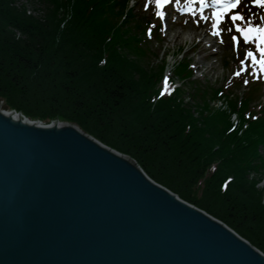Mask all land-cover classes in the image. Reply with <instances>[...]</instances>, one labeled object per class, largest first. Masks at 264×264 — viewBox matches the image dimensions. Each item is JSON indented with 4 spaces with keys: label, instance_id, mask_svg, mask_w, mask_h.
I'll return each instance as SVG.
<instances>
[{
    "label": "trees",
    "instance_id": "1",
    "mask_svg": "<svg viewBox=\"0 0 264 264\" xmlns=\"http://www.w3.org/2000/svg\"><path fill=\"white\" fill-rule=\"evenodd\" d=\"M111 1L75 0L82 11L75 6L70 17L55 1L39 20L14 9L12 0H0V98L32 118L76 123L134 158L151 178L215 215L264 253V189L256 186L261 177L251 175L257 166L264 168L259 152L264 147V118L251 121L243 114L245 103L240 108L229 102V117L237 112L248 122L239 135L226 113L215 112L210 124L204 120L208 113L193 118L188 107L179 105L180 92L151 105L147 86L159 73H145L140 61L131 58L142 60L145 54L136 48L137 41L131 46L129 40H136L129 34L132 29L122 28L125 21L121 28H114L115 22L101 26L99 14H94L104 5L114 15L116 3ZM108 27L116 32L114 40L105 39ZM197 96L207 103L205 92ZM198 105L209 112L200 101ZM186 124L192 132L181 140ZM216 157L221 159L219 171L206 181L203 193L193 194V186L199 189L192 182L196 172L202 174ZM228 173L229 184L221 191Z\"/></svg>",
    "mask_w": 264,
    "mask_h": 264
},
{
    "label": "water",
    "instance_id": "2",
    "mask_svg": "<svg viewBox=\"0 0 264 264\" xmlns=\"http://www.w3.org/2000/svg\"><path fill=\"white\" fill-rule=\"evenodd\" d=\"M20 117L0 108V264H264L124 155Z\"/></svg>",
    "mask_w": 264,
    "mask_h": 264
},
{
    "label": "rangeland",
    "instance_id": "3",
    "mask_svg": "<svg viewBox=\"0 0 264 264\" xmlns=\"http://www.w3.org/2000/svg\"><path fill=\"white\" fill-rule=\"evenodd\" d=\"M57 2L58 6H62L64 7L66 10L69 11V14L71 15L74 7H77V12H81L82 9L79 6V4H74L75 0H12V5H14V9L16 10H23L26 9V12H28L26 15L31 16L32 18L34 17V19H39L42 17V15L44 14L43 12L47 10L48 7L52 6L54 2ZM66 1L65 4H63V2ZM133 1V0H131ZM138 1V6L133 7L134 11L133 14L135 15L136 13V18L139 16H148L151 17L152 19H154V16L152 15V13H150V9L153 6V4L151 2H149V0H137ZM53 2V3H52ZM1 6H3V4L1 3ZM16 6V8H15ZM120 8H118V13L117 15H112V13L109 10H105L104 8L102 9V12L99 13V15L97 16V20L100 23L101 26H107L108 24H112L114 23L120 16L121 14V10L119 11ZM120 18H122L120 16ZM68 20V18H66L64 20V22H66ZM135 20V19H134ZM132 21V19L129 18H125V24H129ZM107 24V25H105ZM113 27V26H112ZM109 28V37L108 38H112L115 36L116 32L114 29H110ZM121 28V27H120ZM122 28H127V27H122ZM129 29H131L129 27ZM13 30V29H12ZM134 30V29H133ZM138 30H141L138 27ZM102 33V31H101ZM134 33V36L136 37V32L135 30L132 31V34ZM16 36H18V33L16 31ZM102 37H104V33L101 34ZM108 38H105L106 40ZM114 40V39H113ZM123 40V38H122ZM199 37H197V34L194 33L193 29L189 26H184L182 25H177V24H173L169 27L168 32L163 33V35L161 34V40H152L148 46L152 48L154 55H147L144 54V57L142 60H140L139 58L132 56L131 58H135L137 59V61L144 67L140 68L141 70L145 71V73H152V72H156V73H160L161 69L164 66V70L163 73H170V69L175 66V62L181 58V56L185 53H188V55L191 58V61L196 65L197 68L200 69L199 73H198V78L201 79V81L206 84V85H211V86H218L221 83H223L225 80L229 81V77L234 74L235 71H239L236 66L235 63L231 60L232 59V51L230 49V45L228 46L227 44L224 46H220L219 49L216 51L214 48H208L207 45L211 44V40L209 39H205L203 41L198 42ZM135 39L133 40H129L131 46H134L135 43ZM135 47V46H134ZM192 48V49H191ZM147 49V47L145 48ZM189 50V51H188ZM188 51V52H187ZM215 52V53H213ZM225 62H228L229 65L226 67L225 66ZM169 76V75H168ZM160 77V76H159ZM159 77L157 78H152L157 80V83L159 82ZM146 78V77H145ZM172 78V76H171ZM147 80V78H146ZM156 83V85H157ZM172 83L173 86L172 88H175L174 85L176 86H180L185 85V81L184 80H177L175 78V81H173L172 78ZM262 86H260L259 91L262 92V98L261 100L264 103V85L261 84ZM150 91L153 93L152 95H150L148 98L151 102V105L157 106V102H155V87L150 84L147 86ZM186 85L184 86V89H186ZM238 90V89H237ZM192 89L189 87L186 89V93L185 95H189ZM170 92H172L170 90ZM189 93V94H188ZM202 99V98H201ZM198 100V99H197ZM3 101V102H2ZM232 100H229V102H231ZM1 103L5 104V101L3 99H0ZM206 102V100H205ZM203 100L202 103V107H208V114L209 116L207 117V115H204V120H207V123H209V120L211 119V117L215 114L214 113V109H211L209 105H204L206 104ZM238 103V102H237ZM181 104V106H185V110H187V107L189 108L188 110H191L190 113L193 115V118H197V116L199 115V113L197 111H199V109L201 110L200 107L197 108V106H193L190 102H180L179 105ZM240 108H242V106L239 104ZM7 107V106H5ZM9 108V107H7ZM193 112V113H192ZM213 126V124H212ZM213 129V128H212ZM234 129H238L236 126L234 127ZM182 132H180L179 137L181 138V140H184L185 138H187V135H189L192 132L191 129V125L190 124H186L184 125V127L181 129ZM94 137V136H93ZM95 138V137H94ZM222 140V139H221ZM259 152L263 155V161L264 162V147H261L259 149ZM196 158L192 159L191 161H194ZM199 162L200 159L198 158ZM210 162V161H209ZM208 162V163H209ZM207 163V164H208ZM221 164V159L219 157L213 158L211 160V162L204 168L203 173H200V169H198V171L196 172L194 179L192 180V182H195L198 186L199 189L196 188V186H193V194H196L199 196V194H201L200 192L203 193L205 187L207 186L206 182L209 177H211L216 171H219V166ZM201 164L203 165L204 162H201ZM264 166V165H263ZM255 171H257L256 173L253 174V178H260L261 177V173H264V168L261 169L259 168V166H257L255 168ZM225 179L229 180V173L227 174L226 177H224ZM229 183L222 181L220 184V189L221 191H224L225 188L228 186ZM258 186L259 189H264V175L262 177L261 180H259L256 184ZM196 189L198 194L196 193ZM262 201L264 202V198L262 199Z\"/></svg>",
    "mask_w": 264,
    "mask_h": 264
},
{
    "label": "snow or ice",
    "instance_id": "4",
    "mask_svg": "<svg viewBox=\"0 0 264 264\" xmlns=\"http://www.w3.org/2000/svg\"><path fill=\"white\" fill-rule=\"evenodd\" d=\"M196 0H193L195 3ZM169 3V0H155V7L158 9H163L166 4ZM199 11L203 14L204 9L212 7L215 10L212 13L213 19L215 21V27L219 28L222 22V19L226 14H230L231 21L237 35L232 37V40L236 42V49L238 51L239 44L243 41L244 43L251 42L255 46V51L251 48L247 51V58L240 60V65H243L242 71H236L235 76L240 77L243 75H249L250 69L248 67V62L250 61L251 70L255 72L253 78L259 79L261 73H264V23H254L251 18H246L241 12L234 11L238 8L241 3V0H214L213 4H209L207 0H198ZM251 3L255 6L264 8V0H251ZM190 7L187 11H192ZM161 18L165 16L164 11H159L157 13ZM207 19V17H205ZM260 20H264V15L259 17ZM222 30V29H221ZM231 31V29H230ZM217 35L218 33H213ZM223 43V40H221ZM243 83L245 85L250 83L249 79H244Z\"/></svg>",
    "mask_w": 264,
    "mask_h": 264
},
{
    "label": "bare ground",
    "instance_id": "5",
    "mask_svg": "<svg viewBox=\"0 0 264 264\" xmlns=\"http://www.w3.org/2000/svg\"><path fill=\"white\" fill-rule=\"evenodd\" d=\"M65 3H66V1L63 2V4H65ZM96 5L98 6V4H96ZM15 7H16V6H15ZM100 7H101V8H100ZM100 7H97L99 13L102 12V9L104 8V5H101ZM24 10L26 11V9H24ZM99 13H94V14H99ZM195 73H197V71H194V72H193V74H195ZM197 77H198V76H197ZM195 78H196V77H195ZM179 86H180V84H179ZM179 89L182 91V88H181V87H179ZM193 93H194V92H193ZM193 93H191L190 95L185 96V97L188 98V99H190V100H192L193 97L198 98V96H197L198 94L194 93V95H192ZM0 99H2V98H0ZM186 101H188V100H186ZM2 102H3V101H2ZM5 106H7V105H6V102H5V104L0 102V108H1V111H2V112H5V113H11V114H14L15 116H21L23 119L28 120L29 122H35L36 124H38V127H39V126H41V127H46V126H53V125H54V126H57L58 128L61 129V128L65 127L66 125H71V126H73V128L76 129L77 131H79V132H81V133H84V134H88L89 136L93 137L90 133H88V132H86L85 130H83L79 125H77V124L74 123V122L72 123V122H70V121H68V120H65V119H62V118H59V117H54V118H51V119H45V120H42V119H36V118H32V117H30V116H27V115L24 114L21 110H17V109H15V108H13V107L7 108V107H5ZM21 117L18 118V120H21ZM36 124H35V125H36ZM36 126H37V125H36ZM93 138H94V137H93ZM94 139H96L97 141H99V142L101 143V141L98 140L97 138H94ZM102 144L105 145V146H107V148L111 149L112 151H114V152L116 151V152H118L119 154L124 155L126 158H128V160L134 162L138 167L141 168L142 173L144 172L143 174L146 176L147 179H149L150 181H152V182L155 183L156 185H159V186H161L162 188L168 190V192H170L171 194L175 195V198H176V199H178V200H180V201H182V202H184V203L188 204L189 206H192V207H194V208H196V209L202 210L206 215L209 216V218H211L212 220H217L219 223H221V224H223V225L225 224V225L229 228V225H227L224 221H222L221 219H219V218L216 217L215 215H213V214L207 212L206 210L202 209V208L199 207L197 204H194V203L188 201L185 197H183V196L180 195L179 193H177V192L171 190V188H169V187L166 186L165 184H163V183H161V182H158L157 180L151 178V177H150V176L144 171V169H142V167L137 163V161H136L134 158H132L131 156H129L128 154L123 153V152H121V151H119V150H117V149H115V148H112V147L106 145L105 143H102ZM235 232H236V231H235ZM236 233H237V232H236ZM237 234L240 235L239 233H237ZM240 236H241V235H240ZM241 237H242L243 239L247 240V239L244 238L243 236H241ZM247 241H248V240H247Z\"/></svg>",
    "mask_w": 264,
    "mask_h": 264
}]
</instances>
